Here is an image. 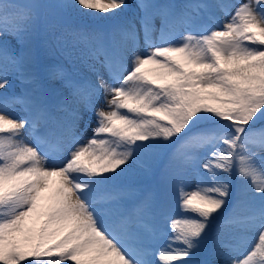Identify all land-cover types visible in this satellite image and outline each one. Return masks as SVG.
<instances>
[{
  "label": "snow or ice",
  "instance_id": "6c2138e0",
  "mask_svg": "<svg viewBox=\"0 0 264 264\" xmlns=\"http://www.w3.org/2000/svg\"><path fill=\"white\" fill-rule=\"evenodd\" d=\"M0 264H264V0H0Z\"/></svg>",
  "mask_w": 264,
  "mask_h": 264
},
{
  "label": "rangeland",
  "instance_id": "374dc122",
  "mask_svg": "<svg viewBox=\"0 0 264 264\" xmlns=\"http://www.w3.org/2000/svg\"><path fill=\"white\" fill-rule=\"evenodd\" d=\"M230 2H234V0H230ZM218 15L221 16V19H225V18L222 16V14H219V13H218ZM258 126H259V125H258Z\"/></svg>",
  "mask_w": 264,
  "mask_h": 264
},
{
  "label": "bare ground",
  "instance_id": "6f19581e",
  "mask_svg": "<svg viewBox=\"0 0 264 264\" xmlns=\"http://www.w3.org/2000/svg\"><path fill=\"white\" fill-rule=\"evenodd\" d=\"M90 131H91V129L89 130V134H90Z\"/></svg>",
  "mask_w": 264,
  "mask_h": 264
}]
</instances>
